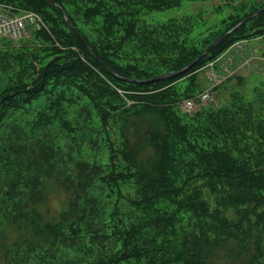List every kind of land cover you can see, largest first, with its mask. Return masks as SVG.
<instances>
[{
    "label": "trees",
    "instance_id": "trees-1",
    "mask_svg": "<svg viewBox=\"0 0 264 264\" xmlns=\"http://www.w3.org/2000/svg\"><path fill=\"white\" fill-rule=\"evenodd\" d=\"M206 1L0 0L45 24L0 48V264H264V93L181 109L264 11L173 75L264 1L185 12ZM47 182L68 196L53 222L35 211ZM21 222L34 237L9 241Z\"/></svg>",
    "mask_w": 264,
    "mask_h": 264
},
{
    "label": "rangeland",
    "instance_id": "rangeland-1",
    "mask_svg": "<svg viewBox=\"0 0 264 264\" xmlns=\"http://www.w3.org/2000/svg\"><path fill=\"white\" fill-rule=\"evenodd\" d=\"M255 4H260L264 0H253ZM225 0H216V2L211 3V0H207L203 4H194L190 8H187L185 12L188 13L191 11L194 14H201L205 18H211L214 14V11L211 9V4H221ZM174 17L179 18L181 16L180 12L173 13ZM204 27H202L203 29ZM3 44L7 41L3 40ZM243 56L235 57L233 60V67L239 66L237 70V75L233 79H228L223 81V85L214 90L211 94L210 100L206 105L212 104L219 101H228L233 95L240 94L246 95V98L251 99L255 97L258 93H264V37L259 39L252 38L248 42V46L243 50ZM234 56L231 53L230 58ZM249 60V62L247 61ZM240 62H242L241 65ZM201 86H204L205 79L203 78V70L198 74ZM256 87V91H251L252 87ZM256 107L263 106L261 109L264 112V98L254 103ZM145 146H142L143 149ZM150 151L149 148L144 149L142 155L148 154ZM46 199L35 206V211L43 218L45 222H53L57 220L59 213L65 207L67 202V194H65L60 188H58L52 182H47L45 185ZM203 199L211 205V208L214 209L216 206L214 204L215 197L209 192L204 191L202 195ZM235 209H228L223 213L224 217L229 218L231 221L236 222L237 217L235 216ZM21 229L16 227H11L8 233V240L11 241L19 232L27 234L28 237L33 238L34 234L30 225L26 222H21ZM256 232H260L261 239V249L264 253V226H253ZM264 261V257L260 259V262Z\"/></svg>",
    "mask_w": 264,
    "mask_h": 264
},
{
    "label": "water",
    "instance_id": "water-1",
    "mask_svg": "<svg viewBox=\"0 0 264 264\" xmlns=\"http://www.w3.org/2000/svg\"><path fill=\"white\" fill-rule=\"evenodd\" d=\"M264 11V7L260 10H258L257 12L253 13L250 17L244 19L243 21H241L240 23H238L236 26H234L232 29H230L229 31H227L225 34H223L222 36H220L219 38H217L213 43H211L205 50L202 54H200L198 56V58H196L191 64H189L188 66H186L184 69H182L181 71L177 72V73H173V75L175 74H180V73H183L185 71H187L188 69H190L193 65H195V63H197L205 54H207L213 47H215L217 44H219L221 41H223L226 37L229 36V34H231L232 32H234L237 28H239L243 23H245L246 21H248L250 18L258 15L260 12ZM65 19L67 20L66 18V15L64 14V12H62ZM168 75V74H167ZM166 75H160V76H157L155 78H151L147 81H155V80H159V79H162L164 78Z\"/></svg>",
    "mask_w": 264,
    "mask_h": 264
},
{
    "label": "built area",
    "instance_id": "built-area-1",
    "mask_svg": "<svg viewBox=\"0 0 264 264\" xmlns=\"http://www.w3.org/2000/svg\"><path fill=\"white\" fill-rule=\"evenodd\" d=\"M11 29L12 26L10 25L8 19L6 17H3L2 14H0V29Z\"/></svg>",
    "mask_w": 264,
    "mask_h": 264
}]
</instances>
